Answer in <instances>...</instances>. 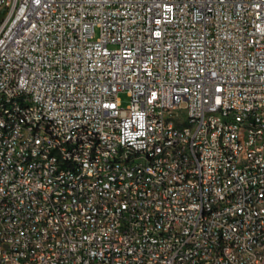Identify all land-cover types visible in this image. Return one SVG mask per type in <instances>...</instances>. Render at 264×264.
Segmentation results:
<instances>
[{"label":"built area","instance_id":"built-area-1","mask_svg":"<svg viewBox=\"0 0 264 264\" xmlns=\"http://www.w3.org/2000/svg\"><path fill=\"white\" fill-rule=\"evenodd\" d=\"M8 7L14 17L0 9V264H197L207 250V264H264V0ZM21 104L33 105L26 117L36 130L15 116ZM225 107L262 117V126L237 127L235 119L217 134L212 112L228 116ZM196 113L201 124L190 123ZM50 121L61 122L63 163L44 133ZM179 126L185 135H174ZM88 131L108 148L91 139L65 163L66 143ZM130 143L148 151L145 170L158 180L138 183L134 169H112L113 160L134 156ZM96 149L106 150L104 161ZM52 171L61 178L41 186L37 172ZM96 171L113 174L110 186Z\"/></svg>","mask_w":264,"mask_h":264},{"label":"bare ground","instance_id":"bare-ground-1","mask_svg":"<svg viewBox=\"0 0 264 264\" xmlns=\"http://www.w3.org/2000/svg\"><path fill=\"white\" fill-rule=\"evenodd\" d=\"M14 0H0V9H7V17H14V7L10 6ZM4 24V13H0V25ZM26 113H33L32 104H21V107H15V116L24 118V125L29 130H36V122L31 117H26ZM225 114L228 116H220V112H212V119H218L217 134H225L228 125L234 124L237 119V127H261L262 117L246 116L245 111L240 108L225 107ZM5 118V111L0 110V119ZM203 113L190 115L191 124H201ZM60 121H50V124L44 126V133H49V139L54 143V162L63 163L62 134ZM186 126L174 128V135H185ZM4 135V128L0 127V136ZM253 138H261V131H253ZM91 139H94L96 148H108V141H104L98 137L97 131H88V137H73V142L66 143L65 163H72L74 153H79V147L91 146ZM262 146H264V138H262ZM130 154L134 156L125 161L113 160L112 169L126 171L134 169V175L138 178V183H146V179L158 180V173L149 169L148 151L141 149L138 143H130ZM44 157H51V150H44ZM106 150L96 149L95 158L97 161H104ZM180 157L183 161H190V152L188 149H180ZM142 164V167H138ZM38 171H46V162L38 161ZM53 178H61V171H52V173L37 172V179L41 180V186H49V181ZM94 178V171H85L84 179ZM96 178H100V184L110 186L113 181V174L108 171H96ZM162 187H169V179H162ZM260 189H251V198H259ZM261 249H264V241L261 242ZM6 250V229L4 222H0V261L4 258ZM214 261V250H207L205 255L197 256V264H207Z\"/></svg>","mask_w":264,"mask_h":264},{"label":"rangeland","instance_id":"rangeland-1","mask_svg":"<svg viewBox=\"0 0 264 264\" xmlns=\"http://www.w3.org/2000/svg\"><path fill=\"white\" fill-rule=\"evenodd\" d=\"M118 96L121 99L123 106L128 104V98L124 93H120V94H118Z\"/></svg>","mask_w":264,"mask_h":264}]
</instances>
